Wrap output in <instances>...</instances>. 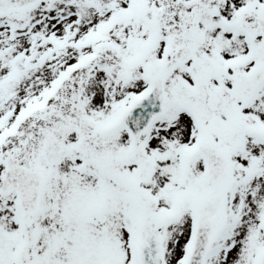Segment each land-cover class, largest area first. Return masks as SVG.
<instances>
[{"label": "snow or ice", "instance_id": "1", "mask_svg": "<svg viewBox=\"0 0 264 264\" xmlns=\"http://www.w3.org/2000/svg\"><path fill=\"white\" fill-rule=\"evenodd\" d=\"M0 264H264V0H0Z\"/></svg>", "mask_w": 264, "mask_h": 264}]
</instances>
